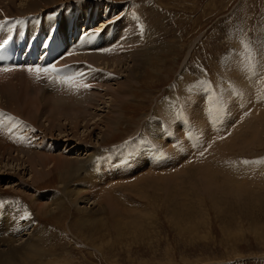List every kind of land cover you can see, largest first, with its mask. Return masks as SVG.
<instances>
[{
  "label": "rangeland",
  "instance_id": "1",
  "mask_svg": "<svg viewBox=\"0 0 264 264\" xmlns=\"http://www.w3.org/2000/svg\"><path fill=\"white\" fill-rule=\"evenodd\" d=\"M81 1H86L89 6L102 5L100 10L105 20L113 21L121 14L124 18L125 14L134 13L137 18L135 21L138 22L136 24L132 20L131 23H126L122 18L105 27L107 22L102 23L104 19H101L102 24L97 23L96 27L91 28L94 30L93 36L89 35L85 39L87 42H82L90 45L87 47L90 51H96L97 48L104 47L102 37H106L107 42L112 40L117 32L124 34L127 30L123 36L126 48L119 50L118 54L113 44L112 52L107 51L108 56L101 57V54L96 52L81 55L77 50L84 48L85 44L75 43L72 60L86 61L81 67H97L86 59L93 57L103 61L113 59L114 61L108 63L110 66L106 67L110 71H114L119 65V69L114 71L118 76L117 80L113 78L96 81L97 76H94L95 82L101 81L96 88L99 94L107 92L104 85L106 83L109 84L111 92L117 88V83L128 80L125 79L127 74L119 71L124 62L128 61L129 68L134 65L131 61L133 44L130 41L134 39L132 27L139 31V51L142 53L149 50L151 55L147 60L148 77H142V86L139 87L136 80H130L131 84L135 82L137 89L133 101V97L128 96L130 100L127 98L131 104L126 110V118L113 133V137L104 139L101 146H93L91 150H103L108 155L107 158L117 150L114 152L120 154L117 166L123 163L126 154L132 161L130 169L137 165V171L145 165H138L141 159H147L148 164L155 167L156 160L150 157L149 159L147 155L156 156L157 153L165 160L164 171L151 170L150 175L140 172L148 175L145 180L140 181L143 176L139 175V172L129 175L128 172L120 170L122 167H118V172L102 170L101 173L106 176L114 177L110 180L105 178L106 182L97 188H92L91 184L95 185V182L88 183V179L82 186L86 191L91 190L93 193L107 191V202L110 204L114 198L112 203L116 201L120 204L111 203L110 208L108 205L106 211L101 213L105 203L96 207L88 202L87 196L82 199L83 202L67 205L56 210L52 217H47L41 208L39 212H35L31 198L36 193V196L51 195L52 191L60 186L58 171L52 170L35 187L29 164L20 166L21 163L9 160L8 154H17L9 150L5 158L9 175L6 174V179L0 175V196L14 197L15 201L27 207L35 218L40 217V223H34L33 226L38 234L37 243L42 244L39 252L46 256L40 257L36 262L25 256L17 264H264V0ZM14 2V9L21 5L20 0ZM72 2L76 1H65L64 4ZM59 7L60 5H56L42 12ZM0 15L3 14L0 12ZM95 16L97 15L94 13L92 18ZM99 30H102L100 37L97 41H92ZM147 41L149 45L146 44ZM127 53H131L129 58H126ZM122 56L124 61H118ZM62 62L65 63V60ZM247 62L253 64L248 70L245 69L248 67ZM73 65L79 67V64ZM240 65L241 70H238ZM104 67L102 64L99 66L106 74ZM126 69L128 67L124 70ZM88 70L97 72L94 69ZM78 71L73 72V84L81 86L82 78L75 74ZM88 74L90 76V72H87L84 77L86 81L83 82H87ZM4 75L8 77L0 79V92L5 87L6 96L20 92L22 99L33 100L35 104L32 108H36L40 100H48L51 104L65 108L69 101L57 96H63V93L66 97L68 94L77 97V104L82 106L80 96L83 92L77 91L78 95H74L68 90L62 91L63 93L54 91L56 89L49 91L44 87V82L33 79L34 76L29 73L14 72ZM248 80L254 81L251 83ZM177 82L178 86H174ZM226 82L230 85H224ZM216 87L220 90L211 96ZM92 92L86 93L85 97L92 96ZM52 93L57 94L54 95L55 99ZM106 96L93 97L100 98V101L94 99L98 105H94L97 110L84 104L87 109L91 107V114L98 112L96 120L107 113L108 103L105 99L109 97ZM223 100L225 104H221ZM218 101L220 109L215 108ZM49 103L45 106L48 107ZM109 103L113 105L112 101ZM201 106L204 107L200 108ZM7 110L0 108V117H5L4 120L16 124L26 121L32 123L21 128L18 133L14 132L20 138V145L27 144L35 149V152L42 149L52 155H66L67 159L79 160L81 156L85 159L90 153L86 150L91 145L81 143L86 129H79V140L70 138L68 141L60 138L63 135L60 136L58 127L54 129V135L59 142L55 143V140L46 137L45 132L31 120L22 118L16 112L17 115L12 114L11 109ZM186 110L190 111L189 114ZM88 114L86 118L90 117ZM213 115H219L216 118L221 119L208 117ZM47 116L48 114L40 115V126H48ZM197 119L201 121L200 125H196ZM232 120L237 121L233 123ZM165 121L166 126L161 127ZM61 123L71 134L68 121L62 118ZM81 125H84L83 122ZM88 129H92V126ZM212 133L222 136V139L214 141L213 137L210 140ZM29 134H37L39 140L36 144L28 142ZM92 136L91 141L96 143L98 135ZM0 137L4 135L1 133ZM169 137H172L171 140H168ZM46 139L54 144L56 151L40 145V142L42 144ZM203 142L207 145L213 143L209 151H204L206 147L200 149ZM137 153L140 154L134 162L132 155ZM83 158L80 160H84ZM107 163L111 165V162ZM1 171L0 174L4 172ZM136 179H140L138 183ZM46 201L49 200H39L41 203ZM8 212L6 219L9 215L13 218L14 213L10 210Z\"/></svg>",
  "mask_w": 264,
  "mask_h": 264
},
{
  "label": "bare ground",
  "instance_id": "2",
  "mask_svg": "<svg viewBox=\"0 0 264 264\" xmlns=\"http://www.w3.org/2000/svg\"><path fill=\"white\" fill-rule=\"evenodd\" d=\"M5 1H6V3H5ZM14 1L15 0H0V4H1L0 5V12L3 14V15H0V17L1 16H3V17L4 16H9V15L10 16L11 15H15L16 16L17 14H19V15H21V14L28 15L30 13H39V12H42L43 10H49L52 7H56V5L63 6V5H65L64 4L65 1L66 2H71V0H23V1L20 0V2H21L20 4L21 5L17 6V8L14 9V6L16 7V5H14L15 4ZM60 2H61V4H59ZM12 5H14V6H12ZM122 18H123V16L120 19H122ZM136 19L137 18L135 17L134 13L133 14L132 13H128V15L127 14L124 15V18L122 20H124L126 23H131L132 20L135 21ZM136 21L133 22V23L138 24V22H136ZM50 22L51 21L46 23L47 26L49 25ZM132 25L135 26V24H132ZM120 28H122V27H120ZM132 29L134 31V39L132 38L133 41H130L133 44V49H132L133 57H132L131 61H132V63H134V65H132V67L129 68V66H127L128 61L126 63L124 62V65L122 67H120L121 71H119V72H123V73L127 74L125 79H128V80H123L122 82L117 83L118 84L117 88L115 87L116 89L111 91V92L109 91V88H110L108 86L109 84L108 83L104 84V85H106V88H107V92H105L104 94H101V92L99 94V91L96 88H95V90H90V91L94 92V93L92 92L93 93L92 96L89 95V96L85 97L86 92H83L82 95L80 96V97H82V101H81L82 102L81 103L82 106H79L80 104H77V99H78L77 97H74V96L68 94V96H67L68 98H67L64 95V93L61 91L63 93V96L60 95V94L57 95L56 93H54V94L52 93L53 94L52 97H53V99H55L54 97L57 95L58 97H61V99L62 98L65 99L66 98V101H69L68 102L69 105L65 106V108L61 107L60 105L56 106L54 103L51 104V103L47 102L48 100L46 102H44V101L42 102V100H40V101H38L39 103L36 104L37 105L36 108H32L34 106V104H35L32 99H22V95H21L20 92L17 95L14 94L12 96H6L4 94V89H6L7 87H5L4 89H1L3 91L0 92V108L6 109V110H7V108L11 109V111H13V112H11L12 114H14V115L20 114L19 116H21L22 118L26 117L27 119H29V121L31 120V122H33L34 125H37L38 128H40L43 133L45 132L44 135L46 137L49 136L50 138H52V140H55V143H58L59 141H58L57 138H55V135H54L55 134L54 133L55 130L54 129L59 127L60 132H61L60 136L63 135L60 138H62V140L65 138L66 140L69 141L70 138H76L77 140H79L81 138V137H77V135L79 134V129L80 128H84V129H86V131L83 134V138L81 139L82 140L81 143L83 145H86V146H87V144L91 145V147H87V150H86L87 153L90 152L87 155V157L84 159L83 156H81L84 160H80L81 157L79 158V160H77V159H67V158H65L66 155L64 157H62L61 154H60L61 156H58L59 154H57V156H56V154L52 155L49 152H47L46 150H42V149L37 151V152H35L34 151L35 149L33 150L27 144H21L20 145V138L18 137V134L14 133V132L18 133V131L21 128H24L25 126H27V124L32 125V123L26 121V122H21L20 124H16V122L13 123V121H9L8 122V121L4 120L3 126H2V130H0V134L2 133L4 135V137H0V173L2 172L1 170H4V172L2 174H0L1 176H3L2 178L6 179V177H8V175H9L8 174L9 173L8 169H6V165L7 164L5 163V158L7 157L8 152H10V151L12 152V150L14 151V153L17 152V154L16 153L14 155H12L13 153L12 154H8L9 155L8 159L10 158L9 160H12L13 162L18 163V164L21 163L20 166L22 164H26V163L29 164V167L31 169V173L33 175L32 176V182H33V185L35 187L38 186V182L41 179H43L44 176L49 175L52 172V170H54V169L58 171L59 178H61L60 179L61 180L60 186L57 187L56 190L52 191L53 193H51V195H46V196L37 195L36 196L37 193L35 194V192H34L35 195H33L32 198L30 197L33 205H35V212L36 211L39 212V209L41 208V210L44 211V213L47 215V217H52L56 213V210L62 209L64 207H66L67 205H71V204L76 203L78 201L83 202L82 199L87 198V196H88L89 197L88 202L93 203V205L94 206L96 205V207L97 206L100 207V206L103 205V203H105V207L101 211V213H103L104 211H106L105 208L108 205H109V208H110V204L112 203V200L114 198L111 199L110 204H109L107 202V198H105L107 196L106 195L107 191L103 190L100 193H93L91 190L86 191L85 188L82 186V184L86 181V179L89 180L88 183H91V181H94L95 185L91 184V186H92V188H97L98 185H102V184H104L106 182L105 178L106 179L108 178L110 180L111 178L114 177V175L106 176L103 172L101 173L102 170H104V171L108 170V171H111V172H118V170L120 169L118 167H122V169H120V170L128 172L129 175H132V173L134 175V173L139 172L138 174L143 176L142 180L138 179L140 181L145 180V178L148 176V175L145 176V175H143L140 172L149 173L151 170H153L152 172H162V171H164L163 170V166H164L165 160H163L164 159L163 156H158L157 153H155L156 156H152V158L150 157L151 159L156 160V161H154L155 167H154V165L153 166L149 165L147 159H143L145 161H143L141 159V162H139L138 165H141V164H145V165H142L143 167L141 169L139 168V171H137L135 169V167L137 165L133 169H130L129 166H130V164H132V161L129 160L128 155H126V154H125V156L123 158V163L122 164H118V166H117L116 162L119 161L118 159H119V155H120L119 153H118V155H117V153H114L117 150L114 151L111 155H109L108 158H107L108 155L103 150H101V151L100 150H94V149L91 150L93 148V146L94 147L95 146H101V141H103L104 139H108V138L113 137V133L119 129V125L122 124V122H123L122 120H124L126 118V115L128 113L126 110L128 108V105L131 104V103H130V101L127 100V98L129 99V97L131 96V98L133 97V99H132V101H133L135 99V96H136L135 95V92H136V89H137L136 86L140 85L139 87H141L142 86V84H141L142 77H144L146 79L148 77V73H149L148 72V70H149L148 65H149V62L147 60L151 56L150 55V51L148 50L147 52L145 51V52H142V53H141V50L139 51V48H137V46L139 45V38H138L139 31H135L133 27H132ZM126 33H127V30H126V32L124 34H126ZM124 34L119 31V32L116 33V35H114V38H112V40H109L107 42H106V37H102L103 39L101 38L102 39L101 41H102L103 44L101 43V41H98V42H100L102 44V46H104V47L101 46L102 49H106L107 48V50L104 52L105 55L100 53L101 57L108 56L109 53L107 54V51L112 52L111 46L113 44H114L113 47L117 50V52H116L117 54H118L119 50L123 51L124 48H126L125 47L126 42H125V39H123ZM90 36L92 37L93 35H90ZM91 37H90V41L92 39ZM144 37H145V35H144ZM98 38L95 37V40H93L94 39L93 38L92 41H97ZM120 38H122V39H120ZM81 44L82 45L85 44V47L84 48H80L81 46L79 47V45H80L79 44L78 47L80 48V50H77V51L81 55H82V52L84 54L86 52L88 53L90 51V49L87 48V47H90V45L88 43H85V42L84 43L81 42ZM146 44H148V41L146 42ZM73 52H75V51H73ZM110 55H112V54H110ZM110 55H109L108 58H110ZM127 55H128V53H127ZM129 55L126 58H129ZM123 56L125 57L126 55H123ZM124 57L123 58H119L117 60L118 61H124ZM76 59H78V58H76ZM86 59L87 60L89 59L97 67H99L100 64H102V67H103V65H105V68L108 67V65H109L108 63L113 60V59L112 60L111 59H105V61H103L102 59H96L95 57L86 58ZM78 60H80V59H78ZM61 64L64 65L65 63L62 62ZM73 66H77V65H72L71 66L72 68L69 69V72L66 71V75L65 76H67L68 74L69 75L73 74V72H76V71L79 70V69L77 70L78 67L75 68ZM86 67H90V66L87 65ZM125 67H128V69L124 70ZM114 69L115 70L119 69V65L117 67H115ZM70 71H72V72H70ZM87 72H90V76H89V74H88V76L91 77V80H93L95 82V80L93 78H94V76H95V74L97 72L94 73L92 70L91 71L88 70ZM12 73H6V74H12ZM22 73H28V72L22 71ZM7 77L8 76L4 75V73L0 72V79L7 78ZM131 79L134 80V81L136 80V83H137L136 86L134 85L135 82L131 84V82H130ZM82 80H84V78H82ZM116 80H117V78H116ZM87 81H89V79ZM248 81L252 83L254 80L253 81L248 80ZM84 83H86V82H84ZM80 84L83 85V83H80ZM37 85H35V86H37ZM67 85H68L67 83L64 84L65 89H66ZM239 85H242V84L239 83ZM253 85H254V83H253ZM44 87L45 88L47 87V89L49 91H51V88L48 85H46L45 83H44ZM245 87H247V86H245ZM253 88L255 90H257L255 87H253ZM88 89L86 91H88ZM54 91H56V90H54ZM90 91H88V92H90ZM64 92H66V91H64ZM256 92H258V90ZM260 92L262 93V91H260ZM96 93H97V95H100V96L101 95L102 96H106L107 95L106 97L107 98L109 97V99H105L104 98L106 100V103H108V105L106 104L107 107H108L107 108V113L105 112L106 114L103 115L102 117L99 116L100 119H98V120H96V118L99 115L98 112L96 111L93 114H91L90 111H89L92 106H93V108H96V107H94V105L97 104V102L95 103V100H97L98 98L97 99L93 98V97H97ZM250 94H252V93L250 92ZM250 94L248 93V95H250ZM31 97H34V96H31ZM83 97H85V98H83ZM88 97H92V98L88 99ZM260 97L262 98L261 95H260ZM254 98H256V97H254ZM57 99H59V98H57ZM98 100L100 101V98ZM201 100H202V98H201ZM109 101H112L113 105H111L109 103ZM47 103H49L48 107H46L47 105L45 106V104H47ZM68 103H65V104H68ZM251 103H252V101H251ZM251 103H249V104L251 105ZM84 104L89 105L91 107L89 109H87V107L85 108ZM221 104H225V100H223L221 102ZM249 104H246V105H249ZM43 106L45 108H43ZM83 106H84V108H83ZM96 106H98V105H96ZM203 107L204 106H201L200 108H203ZM241 107H242V105H241ZM251 107H253V106H251ZM205 108L207 109L206 105H205ZM195 109L196 108H194V110ZM197 109H199V108H197ZM96 110H97V108H96ZM191 111H193V110H191ZM202 111H203V109H202ZM202 111H200V112H202ZM15 112L17 114H15ZM233 113H235V112H233ZM47 114H48V116L46 117V120L48 121L47 122L48 126H44L43 125V127H42V126H40V123L38 122V120H40V115L41 116H44V115L46 116ZM87 114L90 117L86 118ZM191 115H192V113H191ZM223 115H224V113H223ZM217 116H219V115H213V116H208V117L209 118L211 117V119H213V118H216ZM1 118H3V116H1ZM62 118H64V120L68 121V124H70V126H71L70 127V131H72L71 134L65 129V126L61 123V119ZM218 118H216V119H218ZM229 118L231 119V117H229ZM211 119H209V120H211ZM220 119H218V120H220ZM203 120H205V119L203 118ZM21 121H22V119H21ZM91 121H93V122L90 123ZM233 121L234 120H232V122ZM236 121H234V122H236ZM82 122L84 124L83 126L81 125ZM200 122L201 121H198V119H197V124L196 125H200ZM58 124H61V125H58ZM201 124H203V123H201ZM205 124H206V122H205ZM221 124H222V122H221ZM209 125H210V123H209ZM37 126H35V128ZM90 126H92V129L89 130L88 128ZM224 127H226V126H224ZM198 128H200V127H198ZM204 128L207 129L206 127H204ZM210 130H208V131H210ZM218 130H221V129H218ZM24 131H26V130H24ZM136 132H138V130ZM203 132H205V131H203ZM4 133H6V134L10 133V134L6 135ZM67 133H69V134H67ZM199 133H200V131H199ZM223 133H225V132H223ZM94 134L98 135V139H97L96 143H93L91 141L92 138H93L92 135H94ZM218 134H219V132H218ZM209 139H210V137H209ZM164 142H166V141H164ZM167 144H168V142H167ZM165 146H166V144H165ZM72 148H73V146L71 147V149ZM112 156H113V158H112ZM106 158H107L108 161H106ZM135 161L136 160H134V162ZM107 162H111V165H110V163H107ZM131 166H133V165H131ZM116 169H117V171H115ZM6 174H8V175H6ZM149 175H150V173H149ZM138 180L136 181L137 183H138ZM119 187L120 186L118 185V188ZM109 192H110V194L112 193L111 191H109ZM40 198H42V199H40ZM43 199H46V200L48 199L49 201L42 202V203L39 202V200H43ZM3 201L4 202H9V204L12 205L10 207V209H8V210H10V211H12L14 213L13 214L14 215L13 216L14 219L10 215H9L8 219H6L5 216L7 214H9L8 210L4 211L3 212V214H4L3 217L0 218V264H17L25 256H26L27 259H30V260H32L34 262H36V260H39L40 257H46L42 252H39L40 247L42 246V244L41 243H37L38 242L37 241L38 240V234L36 233V231H34L35 227L33 226L34 223H36V224L40 223V217L39 218H35L33 213L30 214V211H29V209L27 207L22 206L17 201L16 202H14L12 200H10V201L9 200H3ZM112 204L118 205L120 203H116V201H115V203H112ZM25 236H27V237H25ZM24 237L26 239H24ZM4 247L6 249L2 250L1 248H4ZM49 264H51V263H49Z\"/></svg>",
  "mask_w": 264,
  "mask_h": 264
},
{
  "label": "snow or ice",
  "instance_id": "3",
  "mask_svg": "<svg viewBox=\"0 0 264 264\" xmlns=\"http://www.w3.org/2000/svg\"><path fill=\"white\" fill-rule=\"evenodd\" d=\"M8 23V20L5 19L3 22H0V27H3L4 24H7ZM4 43H7V41H5ZM4 44L3 43H0V48H3ZM14 69L11 68V67H4V68H0V71H5V72H10V71H13ZM27 71L29 73H36L37 76H39L41 73H57L59 71V69H57L55 67V65H50L48 67H44V68H41V67H28ZM58 79H60V81L62 83H68L70 85L73 84V81H74V77L72 76H64V77H58ZM84 87H89V85H84Z\"/></svg>",
  "mask_w": 264,
  "mask_h": 264
}]
</instances>
